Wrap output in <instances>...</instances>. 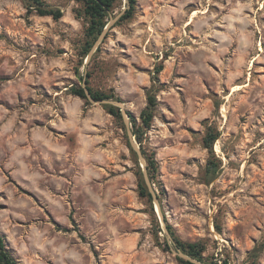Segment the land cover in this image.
Segmentation results:
<instances>
[{
  "label": "rangeland",
  "instance_id": "rangeland-1",
  "mask_svg": "<svg viewBox=\"0 0 264 264\" xmlns=\"http://www.w3.org/2000/svg\"><path fill=\"white\" fill-rule=\"evenodd\" d=\"M41 1L63 15L0 0V234L17 264H184L171 236L205 264H264V0H137L124 20L117 0L88 54L81 3ZM87 75L111 97L72 94ZM149 95L140 145L122 111L139 127Z\"/></svg>",
  "mask_w": 264,
  "mask_h": 264
},
{
  "label": "trees",
  "instance_id": "trees-1",
  "mask_svg": "<svg viewBox=\"0 0 264 264\" xmlns=\"http://www.w3.org/2000/svg\"><path fill=\"white\" fill-rule=\"evenodd\" d=\"M30 3H32L35 6V9L38 14L40 15H49L52 16L54 19L60 18L63 13L60 8L51 7L41 0H26ZM81 3L82 5V13L87 19V27H86V42L85 47L88 54L90 50L92 49L93 45L99 38V36L102 34L105 26L107 25V20L111 18L113 12H114V6L117 0H76ZM137 0H127L126 2V8L122 15L120 16V19H129L133 16L136 8ZM88 77L89 75L82 76L81 79L85 85L80 86H72L71 87V93L79 96L81 98L88 99L86 90L89 92L90 96L95 100H103L108 99L111 96L107 95L106 93L100 92V91H94L89 85H88ZM156 105V100L153 96L149 95L147 97V105L144 109L140 112V120L141 125L134 129V127L137 126V122L135 117L130 113L127 112V115L130 118V122L132 123L133 129H131V135L135 137L136 141L141 145V139H142V133L143 129H149L151 126V122L153 119V108ZM119 109V107H117ZM109 112L113 115H117L120 110L116 111L112 107H110ZM122 117V115H120ZM217 134H212L211 132H208L206 136L203 138L204 146L211 150L212 143L216 140ZM150 168H152V161H149L147 165V170L149 171ZM207 173L210 175L209 181H211L214 178L215 175V167L212 162L207 163ZM150 174V173H148ZM149 181L152 183V176L149 175ZM142 182L139 185V194L141 196L147 197L150 200H153L154 198V192L150 190V186L148 182L146 181L145 177L142 174ZM172 244L179 249L181 252L187 254L190 258H192L195 261L192 260H184V264H199L204 263V258L202 255V252L204 248L201 244L197 242H183L179 240L178 238L171 236ZM166 239V246H169L168 239ZM0 264H17L16 258L11 253V250L7 247L5 238L3 235L0 234ZM223 264H228L227 261H224Z\"/></svg>",
  "mask_w": 264,
  "mask_h": 264
},
{
  "label": "water",
  "instance_id": "water-1",
  "mask_svg": "<svg viewBox=\"0 0 264 264\" xmlns=\"http://www.w3.org/2000/svg\"><path fill=\"white\" fill-rule=\"evenodd\" d=\"M111 23H112V21H110L109 23H107V25L105 26V28H104L102 34H101V35L99 36V38L97 39V41H96L94 47L97 46L98 41L103 37V35L105 34L106 30L108 29V27L110 26ZM86 93H87V97H88V99H90V100L93 101V102H96V101L90 96V94H89V92H88L87 90H86ZM105 101H106V100H99V102H105ZM122 113H123V116H124V117H128V115H127L126 112L122 111ZM137 152H138V154L140 155V151L137 150ZM141 159H142V158H141ZM154 199H155V201H156L157 198L154 196ZM185 257H186L187 259H189V260L195 261V260H193L192 258H190V257H188V256H185ZM198 263H199V264H205V263H200V262H198Z\"/></svg>",
  "mask_w": 264,
  "mask_h": 264
}]
</instances>
